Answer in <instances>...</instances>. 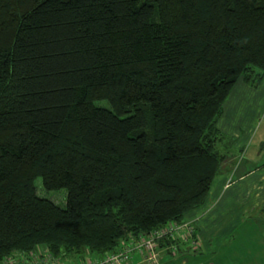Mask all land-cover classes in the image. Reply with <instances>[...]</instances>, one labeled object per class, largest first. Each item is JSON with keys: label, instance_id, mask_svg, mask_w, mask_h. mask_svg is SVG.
<instances>
[{"label": "trees", "instance_id": "trees-1", "mask_svg": "<svg viewBox=\"0 0 264 264\" xmlns=\"http://www.w3.org/2000/svg\"><path fill=\"white\" fill-rule=\"evenodd\" d=\"M263 78L264 0H0V264L186 221L232 153L226 99Z\"/></svg>", "mask_w": 264, "mask_h": 264}, {"label": "crops", "instance_id": "crops-1", "mask_svg": "<svg viewBox=\"0 0 264 264\" xmlns=\"http://www.w3.org/2000/svg\"><path fill=\"white\" fill-rule=\"evenodd\" d=\"M244 84L239 81L230 95L233 92L237 94L241 89L239 86ZM257 98L264 101V87ZM234 103L239 102L233 100L228 103V110L231 109L221 117L234 137L231 150L238 157L234 160L228 158V164L216 184V191L210 188L205 204L186 215L196 226L200 246L192 251L184 245V251H177L172 257L165 256L160 250L162 264H220L221 261H229L231 257L237 258L240 255L239 248L231 250V246L229 249L224 247H227L232 235L246 224L250 214L263 211L264 110L239 112L233 106ZM254 105L255 99L250 106ZM227 193L231 203L224 204L222 198Z\"/></svg>", "mask_w": 264, "mask_h": 264}, {"label": "rangeland", "instance_id": "rangeland-1", "mask_svg": "<svg viewBox=\"0 0 264 264\" xmlns=\"http://www.w3.org/2000/svg\"><path fill=\"white\" fill-rule=\"evenodd\" d=\"M239 87H241V89L237 94L233 92L226 99L224 103L225 105L223 106V113L225 112V114H227V112H229L231 108L228 110V103H231V101L233 100H237V102H239L238 104H233V106L237 107L236 109L239 112L264 110L263 99L257 98V95H259V92L264 87L263 80L256 87H252L248 84H244L243 86ZM239 87L235 90L236 92L238 91ZM254 99L255 105L250 106L253 104ZM100 103L104 102H99V104ZM222 117H220L218 121V127L224 133L226 139H229V141H231L232 139L234 140V137H232L231 135L230 128H227L226 125L223 123L224 118ZM221 149L223 150V147ZM236 155L237 153L232 151L231 155L229 156V160H234V158H237L238 156ZM223 172L224 170L222 169V172L218 174L213 180V183L211 185V187H213V192L216 191V184L218 183V180L223 174ZM241 185L239 187H241ZM35 186L37 194L39 196L49 199L59 206H64L66 204V190L61 189L47 191L42 187L40 178H37L35 180ZM222 202L224 204L231 203V198L228 193L223 196ZM230 240L231 241L229 242L227 247H224V249H229L230 246L231 250L233 248H239L240 255L234 259H232L231 257V259L227 262L221 261L220 264H264V207L262 212L250 214L249 218L246 221V224H244L234 235H232ZM241 251L244 253H241ZM221 258L222 256L220 257V259Z\"/></svg>", "mask_w": 264, "mask_h": 264}, {"label": "built area", "instance_id": "built-area-1", "mask_svg": "<svg viewBox=\"0 0 264 264\" xmlns=\"http://www.w3.org/2000/svg\"><path fill=\"white\" fill-rule=\"evenodd\" d=\"M163 238L179 240L192 251L200 246L196 226L191 219H187L182 223H168L163 228L140 236L136 240L123 242L116 252L99 259L86 254L79 262L72 263L67 258L51 255L48 250L41 247L29 254L14 253L5 258L1 264H162L158 241ZM171 251L175 256L176 247L173 246Z\"/></svg>", "mask_w": 264, "mask_h": 264}]
</instances>
